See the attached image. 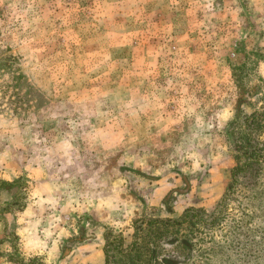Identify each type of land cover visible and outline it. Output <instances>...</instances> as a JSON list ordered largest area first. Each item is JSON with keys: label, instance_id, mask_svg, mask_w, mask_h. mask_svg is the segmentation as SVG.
I'll use <instances>...</instances> for the list:
<instances>
[{"label": "rangeland", "instance_id": "1", "mask_svg": "<svg viewBox=\"0 0 264 264\" xmlns=\"http://www.w3.org/2000/svg\"><path fill=\"white\" fill-rule=\"evenodd\" d=\"M106 252L264 264V0H0V264Z\"/></svg>", "mask_w": 264, "mask_h": 264}, {"label": "trees", "instance_id": "2", "mask_svg": "<svg viewBox=\"0 0 264 264\" xmlns=\"http://www.w3.org/2000/svg\"><path fill=\"white\" fill-rule=\"evenodd\" d=\"M249 163H245V165H248ZM242 168V166L236 167L235 169L232 170L231 174L232 176H235L237 174V172ZM106 259H105V263L104 264H108V254L106 252ZM27 264H36V262L34 260H29V262Z\"/></svg>", "mask_w": 264, "mask_h": 264}]
</instances>
